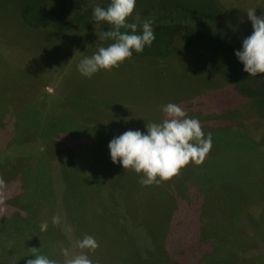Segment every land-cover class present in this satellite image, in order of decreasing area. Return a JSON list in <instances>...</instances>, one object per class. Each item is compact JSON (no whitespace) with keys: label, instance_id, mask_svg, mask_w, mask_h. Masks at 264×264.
Instances as JSON below:
<instances>
[{"label":"rangeland","instance_id":"rangeland-1","mask_svg":"<svg viewBox=\"0 0 264 264\" xmlns=\"http://www.w3.org/2000/svg\"><path fill=\"white\" fill-rule=\"evenodd\" d=\"M104 1L110 3L95 0ZM150 1L136 0L132 15L153 11ZM218 1L230 13L224 19L239 33L242 26L252 32L247 10L264 16V0ZM93 7L88 0H0V172L3 166L25 164L0 179V264H25L32 258L31 247L59 264L67 259L60 255L61 247L71 254L86 253L94 264H126L127 252L153 264L152 259L159 257L154 255L163 253L145 224L134 223L131 207L124 203L127 197L141 194L133 195L128 188L120 194L110 192L107 180L92 173L98 165L113 162L109 152L95 156L91 139L83 136L74 114L80 102L95 112L86 123L104 122L108 138L130 129L144 131L145 124L165 117L160 106L169 102L197 118L205 133H212V147L200 165L190 162L159 184L138 183L140 190L150 188L152 218L147 227L165 234V264H240L246 255L254 256L245 264H264V240L249 235L256 233L257 226L264 228V221L257 219L264 218V210L257 209L264 198V103L257 101L256 110L242 107L243 99L232 85L221 80L218 87L216 74L205 71L203 62L187 67L172 54L159 58L133 53L118 67L100 70L91 78L75 75L76 54L90 56L112 42L98 38L105 23L93 22ZM185 77L202 86L214 84V98L226 93L234 102L230 98L218 109L220 103L207 100L203 87L190 94ZM49 150L54 151L50 162ZM69 152L75 169L91 173L90 182L76 183L64 176L62 164ZM134 175L139 179L132 171L131 178ZM183 187L189 188L192 209L185 210L184 199L175 190L184 191ZM147 189L142 194L145 205ZM167 189L175 199L171 217ZM94 200L116 216L94 209ZM199 211L198 223L195 212ZM53 216L60 218L59 223H52ZM44 221L48 228L41 231ZM84 235L93 236L98 247L77 248L76 241Z\"/></svg>","mask_w":264,"mask_h":264},{"label":"trees","instance_id":"trees-1","mask_svg":"<svg viewBox=\"0 0 264 264\" xmlns=\"http://www.w3.org/2000/svg\"><path fill=\"white\" fill-rule=\"evenodd\" d=\"M89 3L93 6H95L96 2L95 0H88ZM154 2V3H153ZM102 3V2H101ZM220 2L218 0H157L155 4V0H151L150 4L148 5L154 7L153 11L145 10L143 12V15H140V19H146V18H153L154 24H153V31L155 35V39L153 40L150 47H145V49L141 52L134 55H150V56H156V57H162L165 58L169 56L170 54L173 55V57H177V59L182 58L185 61V65L188 67L190 64L192 67H195V63L197 62H203L205 71L206 70H212L216 76V83H218V87L220 86L221 80H225L226 82H229L235 93L236 96L243 99L242 107L246 109H255V105L257 104V101H261L264 103V88H261L260 90H257L256 85H262L264 86V73L258 74V76H243L241 74H238V72H244L243 65L241 62L237 60V58L234 55V50H239L241 47V42L243 38L250 35L249 28L247 27H241L240 32H237V28H233L230 26L228 22L224 19L226 16L230 15L229 12H227L228 9L225 7H222L217 4ZM109 4V1H104L102 4H100L102 7H107ZM134 16V15H133ZM238 20H240L238 18ZM103 29L106 31L110 29V25L104 22ZM139 30V27H138ZM121 31H124V29H121ZM36 56H39L36 54ZM83 52H79L76 54V57L74 58V63L77 65L78 61L83 57ZM187 59L189 61H192L191 63L186 62ZM225 59H228L229 61L238 62L240 65L237 67H233L229 64L224 62ZM237 63V64H238ZM183 68H181V71ZM80 74L79 72L75 73V75ZM235 77H233V76ZM193 77H185L183 78L185 82V88L189 87L191 88L190 94H195L199 91L200 87H203L204 97L207 98V100H210L211 102H219L220 104L217 105L218 109H222L223 106L222 103H224L226 100L231 98L229 102H234V99L227 95L226 93H219L218 99L214 98V93L211 89L213 87H216L214 84L210 85H204L202 86L200 84V81L191 79ZM212 83V82H211ZM214 83V81H213ZM229 84V85H230ZM255 87V90H250L252 92L248 93L245 92L246 88H252ZM65 91V90H64ZM66 96V101L69 99V97ZM247 96V97H246ZM79 99V98H78ZM222 99V100H221ZM33 100L29 99L28 101ZM80 101V99H79ZM79 105V106H78ZM77 107L74 108V114L77 118V123L79 124L83 136L86 138L91 139L92 142V149L95 151L94 155L97 156L99 154H103L106 152H109V149L107 147L108 142L115 136L113 135L109 137L108 133V127L103 122H96L94 119L90 120L86 123V117L89 114H94L95 112L92 110H88L83 108L82 103L78 104ZM59 107V106H58ZM57 107V108H58ZM53 108V110L57 109ZM83 108V109H82ZM106 121L108 123L112 124V121L106 117ZM97 152V154H96ZM54 154V151L49 150L47 158L48 162L51 160V156ZM72 154L69 152L67 153V158L65 162L62 164V173L67 179L72 178L74 182L80 183L85 182V180L90 182V178H88V174L80 171L79 169H75L72 165ZM72 162V163H71ZM23 161L20 163H17V166H11L8 165L6 167L1 168L0 172V179H5L7 175L10 173L8 171H18L20 167H24ZM131 169H123L121 165H118L115 163L110 164H101L98 165L96 168H94L95 175H99L100 178H105L107 180L108 190L110 192H113L114 190H118L119 194L122 193V191L126 188H128L131 193H136V191L141 194L136 197L134 195V198H128L126 201L124 200V203L131 207L132 210V216L135 218L134 221H137L139 223L145 224V227L147 229V232L150 237H154V240L158 242L157 247H161L159 251L163 252L162 254H157L154 256L155 259H152L154 261L153 264H165L164 258L167 259V252H166V246H164V240H165V234L163 233L162 229L161 232H155L154 229H149L147 227V223H150V219L152 216L149 214L148 207H142L146 206L143 204L144 198H142L143 190L147 189L144 187L142 190L138 188L139 179L136 180L137 176H132L131 178ZM71 174V176H70ZM124 181H129L131 184V188L128 187V184H125ZM133 185L136 187H133ZM184 191H181L178 188H175L178 193H180V197H183L184 204H185V210L186 209H192L191 204H189L190 200V191L189 188L183 187ZM146 194V193H144ZM167 195L168 199L170 201L169 203V210H168V216H170V213L172 215V212L175 208V199L173 198L170 189H167ZM148 199V197H146ZM171 198H173V201H171ZM139 200V201H138ZM252 200L248 202L249 203ZM260 206L258 209V212L264 210V198L259 200ZM89 203H91L89 201ZM96 201L94 200V204L91 203V206L96 210H103L107 215L110 217L116 216L115 214L112 215L113 212H110L106 210V208H103V206L98 205ZM134 203V204H132ZM136 205V206H135ZM141 206V211H139L138 206ZM258 206V205H257ZM93 210V209H92ZM199 210L200 207H199ZM147 211V212H146ZM146 212V213H145ZM145 213V214H143ZM200 211L195 212V218H197V222H200ZM117 214V213H116ZM203 214V211H202ZM237 214V213H236ZM137 218H136V217ZM148 216V217H147ZM150 216V217H149ZM264 216V215H263ZM171 217V216H170ZM142 218V219H141ZM169 219V218H168ZM258 222L264 221V218L258 217ZM160 223V222H158ZM253 226H257L256 223H252ZM264 228L258 227L256 229V233L252 232L251 237H256L264 240L263 238V231ZM156 235V236H154ZM253 241V240H252ZM127 246H129V242L126 241ZM256 246V243L251 242L250 246ZM249 246V247H250ZM252 247V248H253ZM242 254V252L240 253ZM254 255L251 256H244L243 259L246 261L248 258H252ZM124 258L126 260V264H151L150 261H145V257H139L135 254H131L129 252L124 254ZM241 258V257H240ZM179 260V259H178ZM244 261V262H245ZM244 262L240 264H245Z\"/></svg>","mask_w":264,"mask_h":264},{"label":"clouds","instance_id":"clouds-1","mask_svg":"<svg viewBox=\"0 0 264 264\" xmlns=\"http://www.w3.org/2000/svg\"><path fill=\"white\" fill-rule=\"evenodd\" d=\"M135 5L136 0H110L107 7L95 4L93 22H106L111 26L98 38L112 42L106 47H98L90 56H83L78 61L76 69L82 76L91 78L100 70L116 68L131 58L133 52L141 53L145 47L151 46L155 39L154 20L133 16ZM247 16L252 32L243 38L240 49L234 50V55L242 63V70L248 76L256 77L264 73V16L257 17L254 10H247ZM160 109L165 117L159 122L145 124L144 131L126 130L113 136L107 145L111 161L137 173L139 182L145 186L169 180L190 162L200 165L212 147V133H205L199 120L190 117L180 105L169 102L161 105ZM59 220L58 216L51 218L53 224L59 223ZM47 228V221L40 224L41 231ZM76 247L92 251L98 244L93 236L84 235L76 241ZM30 249L32 258L26 259L25 264H59L58 260L38 253V248ZM59 251L67 258L65 264H94L84 252L71 254L64 247Z\"/></svg>","mask_w":264,"mask_h":264},{"label":"crops","instance_id":"crops-1","mask_svg":"<svg viewBox=\"0 0 264 264\" xmlns=\"http://www.w3.org/2000/svg\"><path fill=\"white\" fill-rule=\"evenodd\" d=\"M149 189H150V188H148L147 190H148L149 198H150L151 193L149 192ZM138 201H139V200H138ZM146 205H147V206H142V207H148V208L151 207V205H150V199H148V202L146 203ZM134 223H138V222H134Z\"/></svg>","mask_w":264,"mask_h":264}]
</instances>
